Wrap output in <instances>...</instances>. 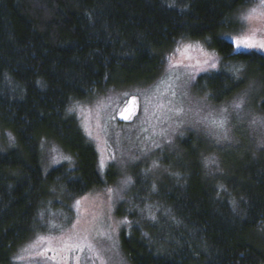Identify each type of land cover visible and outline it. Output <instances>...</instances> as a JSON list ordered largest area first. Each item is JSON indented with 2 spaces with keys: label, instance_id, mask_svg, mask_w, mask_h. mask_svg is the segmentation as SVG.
<instances>
[{
  "label": "trees",
  "instance_id": "1",
  "mask_svg": "<svg viewBox=\"0 0 264 264\" xmlns=\"http://www.w3.org/2000/svg\"><path fill=\"white\" fill-rule=\"evenodd\" d=\"M258 1L0 0V264L119 180L113 167L100 172L71 106L150 85L177 42L203 41L221 58L198 76L199 91L221 105L257 90L264 115V49L240 50L229 37ZM178 142L156 177L127 172L116 215L129 264H264V148L211 177L193 135ZM44 143L70 159L46 171Z\"/></svg>",
  "mask_w": 264,
  "mask_h": 264
},
{
  "label": "rangeland",
  "instance_id": "2",
  "mask_svg": "<svg viewBox=\"0 0 264 264\" xmlns=\"http://www.w3.org/2000/svg\"><path fill=\"white\" fill-rule=\"evenodd\" d=\"M252 8L257 11L246 25H242L239 17ZM236 18L248 35L264 40V6L260 1L242 9ZM240 33L241 30L229 37ZM184 43L199 47L174 55L176 45L168 56L172 58L171 64L167 58L164 70L150 85L113 90L94 100L76 102L71 106L70 112L79 120L98 152L100 172L105 173L113 167L119 180L110 187L93 190L79 198V203L74 204V222L66 226L67 221L63 218L58 227H48L46 232L14 254L12 264H129L119 239L122 221L116 215L118 205L131 186L126 183L130 179L127 172L132 174L139 170L147 179L156 177L160 168L153 167V162L161 165L163 160L171 159L178 141L188 134H192L211 156L212 161L207 163L208 166L205 164L211 167V177L228 174L231 160L264 148V115L256 106L258 98L254 94L257 90L249 88L221 105L214 103L206 93L197 89V78L217 71L221 58L203 41ZM187 56H191V60ZM212 63L215 67H211ZM132 98L140 104L139 113L131 124L118 123L117 114ZM240 100L243 101L241 108L233 109V102ZM221 108L227 109L223 113L227 118L223 130L208 123L213 117L220 116ZM225 131L227 138H224ZM42 146L46 171L67 160L54 144L44 143ZM59 226L62 230L58 229ZM257 239L264 247L262 232ZM66 243L78 245L83 251L62 252Z\"/></svg>",
  "mask_w": 264,
  "mask_h": 264
},
{
  "label": "snow or ice",
  "instance_id": "3",
  "mask_svg": "<svg viewBox=\"0 0 264 264\" xmlns=\"http://www.w3.org/2000/svg\"><path fill=\"white\" fill-rule=\"evenodd\" d=\"M260 3L262 6H264V0H260ZM257 11L256 8H252L249 9V11L247 13L242 14L239 17V20L241 21L242 25H246L248 20L252 17V15ZM233 44L237 47V48H246V49H251V48H260V49H264V40H257L255 38L254 35H248L244 29H241V33L231 37ZM193 47H199V45H192V44H186L183 41L177 42V48L174 50V55L175 54H180L181 52L183 53H187L190 49H192ZM187 59L191 60V56H187ZM169 63L171 64L172 62V58L169 57L168 58ZM205 64L208 63L207 60L204 61ZM175 66V65H174ZM211 67H215V63L211 64ZM238 71V69H237ZM173 95H175V93H173ZM243 101H234L232 104L233 109H240L242 106ZM177 111H182V109H178ZM227 109L221 108L220 109V116L217 117H213L211 120H208V123L218 129H225V126L227 124V118L223 115L224 112H226ZM127 119V116L122 117ZM205 119L207 120L208 118L205 117ZM256 122V119H253V123ZM224 138H227V132H224ZM65 159H70V158H65ZM101 167H103V162L101 161ZM153 167H158V164H156V162H153ZM126 183H130V180L126 181ZM153 190H155V185H153ZM79 203V201H77V204ZM151 219H155L154 216L150 217ZM126 222V221H125ZM55 227V226H54ZM39 240H43L44 237H38ZM75 249L77 251H83L82 248H80V246L78 245H69V244H65L64 248L61 250L63 251H68V250H72ZM50 251V249H49ZM61 259H64L63 256H61Z\"/></svg>",
  "mask_w": 264,
  "mask_h": 264
},
{
  "label": "water",
  "instance_id": "4",
  "mask_svg": "<svg viewBox=\"0 0 264 264\" xmlns=\"http://www.w3.org/2000/svg\"><path fill=\"white\" fill-rule=\"evenodd\" d=\"M140 111V104L136 98L130 99L117 114L116 120L120 124L131 123ZM127 116V119L122 118Z\"/></svg>",
  "mask_w": 264,
  "mask_h": 264
}]
</instances>
